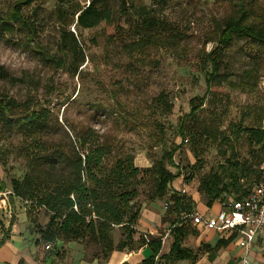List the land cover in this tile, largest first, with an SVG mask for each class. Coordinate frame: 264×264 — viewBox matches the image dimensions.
Returning <instances> with one entry per match:
<instances>
[{
    "label": "rangeland",
    "instance_id": "1",
    "mask_svg": "<svg viewBox=\"0 0 264 264\" xmlns=\"http://www.w3.org/2000/svg\"><path fill=\"white\" fill-rule=\"evenodd\" d=\"M20 1L24 0H0V22L10 18L13 6ZM88 1L36 0L22 6V16L34 24V34L19 24L13 31L0 24V66L17 77L27 73L30 79L27 84L0 80V100L21 103L31 99L47 108L51 112L50 139L64 138L55 123L58 119L69 135V124L77 129L92 126L120 151L132 153L135 166L149 170L140 186L137 199L140 208L155 192L153 171L163 164L178 174L168 195L154 199L166 216L173 213V208L165 210L164 207L175 189L186 195L187 209H209L208 197L198 191L201 179L232 154L242 159L249 156L251 148L247 138L238 130L258 126L264 111V54L257 43L240 39L237 33L225 35L224 25L238 17L235 6L241 1L248 9L252 8L243 26L261 27L264 0H166L165 3L145 0L148 5L160 7L162 19L188 36L181 52L175 53L169 46L171 39L165 36H162L163 42L157 36L159 41L147 46L141 40L144 47L128 51L112 37L116 24L106 22L94 29L82 30L86 59L74 75L76 64L72 60L64 68H57L45 60V54L61 56L57 52L55 26L58 10L62 8L70 14L77 4L84 7ZM70 29L75 30L73 23ZM225 36L228 44L218 48L221 49L219 69L213 71L209 56L217 46H222L220 42ZM180 61H187L189 66L181 67ZM162 94L169 100L167 108L157 103V97ZM198 105V111L190 116L192 108ZM181 129H184V142ZM226 139L231 146L226 145ZM27 143L19 133L0 134V182L3 184L0 242L11 225L26 219L34 241L43 251L47 255H60L67 242L51 243V249L45 250L47 243L38 240L37 227L45 226L49 220L45 211L30 214L28 204L16 196L10 199L11 181L21 180L27 173L23 156ZM170 155L173 163L169 162ZM229 198L233 196H222L213 206L219 207L220 202ZM189 230L184 247L197 243V235L192 234L196 228L191 226ZM118 236L122 240L123 231L116 228L112 235L114 243ZM82 244L87 253L101 256L100 247ZM253 248L261 251L264 240H258Z\"/></svg>",
    "mask_w": 264,
    "mask_h": 264
},
{
    "label": "trees",
    "instance_id": "2",
    "mask_svg": "<svg viewBox=\"0 0 264 264\" xmlns=\"http://www.w3.org/2000/svg\"><path fill=\"white\" fill-rule=\"evenodd\" d=\"M35 1H20L13 6L10 18L0 24L7 26L10 31L19 24L24 30L34 34V24L23 18L21 7L29 6ZM160 1L165 3L166 0ZM239 2L240 5L235 6L238 17L225 23L224 34L237 33L240 39L246 38L248 42L257 43L264 54V25L259 28L253 24L244 27L243 23L247 22L252 8L250 10L243 2ZM162 14L160 7L148 5L145 0H89L84 7L77 4L70 14L61 8L55 18L57 52L61 56L45 54V60L57 68H64L72 60V64H76L73 73L78 74L79 66L86 59L82 30H91L106 22L116 24L112 37L128 51L139 49L142 46L141 40H144V46H147L159 41L157 38L165 36L171 39L169 46L173 51L181 52L188 36L177 26L162 19ZM72 23L76 33L70 29ZM164 40L160 39L161 42ZM226 42L225 36L220 42L222 46H217L213 51L212 55L215 56H209L213 71L219 69L220 50L228 44ZM186 62L180 61L179 64L181 67H187L189 65ZM0 80L12 84L30 82L27 73L17 77L4 66H0ZM157 103L161 107H169V100L164 94L157 97ZM199 108L200 105L192 108L190 116ZM263 118L264 111L258 126L238 130V133L246 136L250 148L253 149H250L247 158L242 159L239 155L232 154L224 164L201 179L198 191L208 197L206 205L209 208L222 196L232 195L236 199L246 197L255 185L264 180L260 171L264 159ZM50 120L51 112L31 99L21 103L0 100V134L15 132L28 141L23 150L27 173L23 179L11 181V201L16 196L29 205L30 214L38 215L44 210L48 215L47 224L37 227L39 241L90 243L100 247L101 256H95L104 259L114 250L134 248L133 236L136 234L135 226L141 212L137 199L140 186L149 170L135 166L132 153L120 151L114 142L92 126L77 129L69 124V135L56 119L55 123L63 131L64 138L50 139ZM181 130L183 134L184 129ZM184 140L185 135L183 142ZM226 142V145H230L228 139ZM172 160L173 156L170 155L169 162L173 163ZM174 165L178 171L181 170L178 164ZM153 174L155 192L149 200L163 199L168 195L178 174L170 172L163 164H159ZM1 192L3 184L0 182ZM188 203L185 194L171 193L169 208H173L176 215V223L170 231L174 242L169 254L161 256L158 264H172L191 257L190 251L183 244L192 225L178 220L182 211L192 212L186 208ZM116 228L123 231V239L118 244H115L112 238ZM192 234L198 235L197 230H193ZM230 241L220 239L216 248ZM138 243L148 245L152 250V255L142 264H157L156 257L161 251V239H145L141 234Z\"/></svg>",
    "mask_w": 264,
    "mask_h": 264
},
{
    "label": "crops",
    "instance_id": "3",
    "mask_svg": "<svg viewBox=\"0 0 264 264\" xmlns=\"http://www.w3.org/2000/svg\"><path fill=\"white\" fill-rule=\"evenodd\" d=\"M176 181L175 179L173 182ZM175 190L177 193L180 192V189ZM215 208L218 209L214 211ZM220 210L221 204L219 207L213 206L205 211L199 209L193 212L211 217ZM175 221V213L166 216L158 202L147 199L146 202H143L140 218L135 226L136 234L133 236L135 247L114 250L107 259H104L87 253L85 245L78 242H67L60 255L58 253L47 255L34 241L35 236L31 234L26 219H20L11 225L9 232L4 234L0 242V264H142L152 255V250L148 245H139L138 243L143 233L147 235L148 239H159V235H165L161 251L156 257L158 264L160 257L169 254L171 250L174 239L170 235V231L176 223ZM195 228L198 232L196 245L185 247L190 251L191 257L175 261L172 264H242L244 251L239 247L238 240L222 238L215 231L206 230L202 226ZM220 239L231 241L216 248ZM260 239L264 240V235H261L258 240ZM120 240V236H118L115 239V244H118ZM58 243L65 242L58 240ZM260 250L252 248L249 256L251 263L264 264V248Z\"/></svg>",
    "mask_w": 264,
    "mask_h": 264
},
{
    "label": "built area",
    "instance_id": "4",
    "mask_svg": "<svg viewBox=\"0 0 264 264\" xmlns=\"http://www.w3.org/2000/svg\"><path fill=\"white\" fill-rule=\"evenodd\" d=\"M72 31L75 32L74 29ZM260 171L264 177V159ZM221 204V210L214 216L207 217L186 210L180 213L179 220L183 223L189 222L193 227L202 226L206 230L215 231L222 238H235L244 251L242 264H255L250 262L249 256L256 241L264 235V180L255 185L246 197L229 198ZM169 206L165 205L164 209L168 210ZM143 237L148 239L145 233ZM164 240L161 238L162 243ZM51 247L52 244L47 243L45 250H50Z\"/></svg>",
    "mask_w": 264,
    "mask_h": 264
}]
</instances>
